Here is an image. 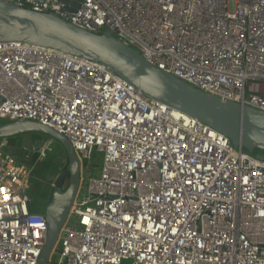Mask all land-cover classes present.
<instances>
[{
    "label": "built area",
    "instance_id": "built-area-1",
    "mask_svg": "<svg viewBox=\"0 0 264 264\" xmlns=\"http://www.w3.org/2000/svg\"><path fill=\"white\" fill-rule=\"evenodd\" d=\"M4 1L109 32L158 70L264 112V0H83L75 11ZM20 120L63 134L86 173L50 264H264V161L208 125L99 62L0 43V123ZM9 145L0 141V264H38L48 225L30 210L32 169ZM93 151L98 174L85 162Z\"/></svg>",
    "mask_w": 264,
    "mask_h": 264
},
{
    "label": "water",
    "instance_id": "water-1",
    "mask_svg": "<svg viewBox=\"0 0 264 264\" xmlns=\"http://www.w3.org/2000/svg\"><path fill=\"white\" fill-rule=\"evenodd\" d=\"M79 8L83 0H55ZM23 42L57 50L82 59L99 62L141 90L145 95L173 109L182 111L226 136L234 147L264 151V112L216 96L158 70L135 50L111 33L94 34L79 29L59 16L37 13L0 0V43ZM28 134L21 152L31 143V134L49 137L61 147L66 162L57 173L51 171V193L42 212L48 225L46 245L38 264H50L61 231L68 220L82 184L83 164L70 141L55 129L26 120L0 126V139ZM29 156L40 153L45 143L34 142ZM264 161V155L257 156Z\"/></svg>",
    "mask_w": 264,
    "mask_h": 264
},
{
    "label": "rangeland",
    "instance_id": "rangeland-1",
    "mask_svg": "<svg viewBox=\"0 0 264 264\" xmlns=\"http://www.w3.org/2000/svg\"><path fill=\"white\" fill-rule=\"evenodd\" d=\"M31 135H34V136H39L40 140H44L45 141V145L46 147H49L50 150H53L51 153L50 152H46L44 155L40 153H37L35 155H33L32 157L29 156V153L32 151L30 149V146L28 148V150L26 152H21L19 153L17 151V149H22V148H15L13 147L12 144H10L8 146V148L6 149V152L11 154L15 159H17V161L23 165H26L27 167H30L32 169V172L33 170L35 169V167L37 166H41L43 165L44 161L48 160V159H51V160H58V159H61V156L63 158V153H61L60 150H58L59 148V145L57 143H54L53 142V145L51 146V141H49V137L45 136V135H42V134H31ZM3 140V139H2ZM26 140V139H25ZM25 140H24V143H25ZM34 140V139H32ZM1 141V140H0ZM35 143L33 142L32 145H34ZM245 153H248L252 156H261L263 154H261V152H258V151H248L246 149H243ZM29 152V153H28ZM86 162V165L87 166H90L91 168V171L90 172H93L95 174H98L99 172V169L102 165V155L101 154H97L95 151H93L91 153V158L90 160H87L85 161ZM54 172H57L54 170ZM50 173V172H49ZM48 173V176L46 177V182L40 180L39 178H37L36 182H33L32 179H36V176L32 175L31 174V177H30V189L27 190L26 194L31 202V205L34 206V207H40L41 211L43 212L44 209H45V206H42L43 208H41L40 206V200L38 199V193H45L47 192L46 189L44 187H47V188H50L51 187V183H52V178L51 176L49 175ZM84 174L86 175V173H83L82 175V179L85 177ZM74 221V218L72 216H70V219H69V225H72L74 224L73 223Z\"/></svg>",
    "mask_w": 264,
    "mask_h": 264
},
{
    "label": "trees",
    "instance_id": "trees-1",
    "mask_svg": "<svg viewBox=\"0 0 264 264\" xmlns=\"http://www.w3.org/2000/svg\"><path fill=\"white\" fill-rule=\"evenodd\" d=\"M8 123H11L10 121H3L0 123V126H4ZM28 137V134H22V135H18V136H14V137H10V138H7L10 142V144L13 145V147H16V148H23L24 146V140ZM31 138L34 139V140H31V142H35V141H38L40 140L39 136H34V135H31ZM2 140V139H0ZM51 140V139H49ZM58 150L61 151V147L59 146ZM53 150H49L47 152H52ZM255 151H258V152H261V154L264 155V151H260V150H255ZM62 153V152H61ZM64 156V155H63ZM65 159V158H64ZM62 161V159H56V160H51V159H48L46 161H44L42 167L40 166H37L35 167V169L33 170L32 172V175L36 176V179H33V182H36L37 178H39L40 180H42L43 182L47 181L46 180V177L48 176V173L51 172V171H59L61 169H63L64 167H62V165L60 164V162ZM66 162V161H65ZM56 172V173H57ZM45 188V187H44ZM46 189V188H45ZM47 193L49 194L50 191L48 189H46ZM50 195L51 193L48 195V199H47V202L49 201L50 199ZM46 202V203H47ZM43 205V204H42ZM46 204H44L45 206ZM30 210L31 212L33 213H42L40 207H34L32 205H30Z\"/></svg>",
    "mask_w": 264,
    "mask_h": 264
},
{
    "label": "crops",
    "instance_id": "crops-1",
    "mask_svg": "<svg viewBox=\"0 0 264 264\" xmlns=\"http://www.w3.org/2000/svg\"><path fill=\"white\" fill-rule=\"evenodd\" d=\"M95 174V173H94ZM33 180V179H32ZM50 194V193H49ZM47 192L45 193H38V199L40 200V204H46L47 202V199H48V195H49ZM31 204V202H30Z\"/></svg>",
    "mask_w": 264,
    "mask_h": 264
},
{
    "label": "flooded vegetation",
    "instance_id": "flooded-vegetation-1",
    "mask_svg": "<svg viewBox=\"0 0 264 264\" xmlns=\"http://www.w3.org/2000/svg\"><path fill=\"white\" fill-rule=\"evenodd\" d=\"M25 142H26V140H25ZM32 143H33V142H31L30 145H29L31 150H32V146H33ZM24 144H25V143H24ZM15 148H16V147H15ZM16 149H17V148H16ZM17 151H18L19 153H21V149H17ZM33 155H34V154H33ZM64 158H65L64 156H63V158H62V156H61L62 161L60 162V164L62 165V167H64L63 164H64L65 161H66ZM61 159H60V160H61ZM40 206H41V208H43L42 206H44V204H43V205L40 204Z\"/></svg>",
    "mask_w": 264,
    "mask_h": 264
}]
</instances>
